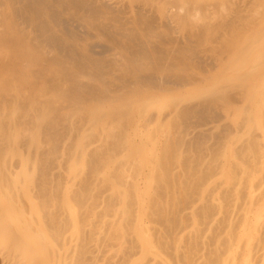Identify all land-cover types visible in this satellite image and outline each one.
<instances>
[{
    "label": "bare ground",
    "instance_id": "6f19581e",
    "mask_svg": "<svg viewBox=\"0 0 264 264\" xmlns=\"http://www.w3.org/2000/svg\"><path fill=\"white\" fill-rule=\"evenodd\" d=\"M249 32L247 41L241 42L243 34ZM257 47H261L260 51L253 57ZM263 59L264 0H0V235L7 237L2 249L5 256L1 255L10 259L21 256L17 264L86 262L77 263L71 257L72 248L75 253L80 247L77 226L72 233L69 230L68 240L67 235L66 239L63 236L66 233L62 240L61 236L57 238L56 250L50 248V236L58 229V221L56 224L53 218L43 226L25 229L20 237L11 228L22 213L33 208L23 203L29 191L11 187L9 176L27 172L22 174L24 184L37 183L39 192L58 193L65 188L66 178L40 183L53 152L68 139L84 155L89 141L103 135V130L93 125L84 130L82 123L70 124L72 105L84 106L81 121L98 125L101 108L96 105L120 103L109 108L107 114L112 121L125 118L119 121L120 131L100 139L105 150L113 146L126 151L123 161L128 164L131 160L144 164L147 136L143 133L137 144L128 139L132 133H147L146 126L151 121H171L177 136L168 149L188 151L199 161L205 154L203 149L213 152L212 146L202 148L205 142L216 145L238 136L250 122L249 113L236 129L221 124L225 110L218 103L222 99H247L245 90L253 79H258L253 84L259 81L260 86L264 85ZM258 70L259 78L253 76ZM186 87L196 90L188 96L169 98L168 105L159 110L150 109L151 98L172 95ZM127 112L130 114L124 115ZM213 129L219 131L210 138ZM21 134L27 136L26 141L18 139ZM36 160L38 166L32 163ZM69 161L73 162L74 156ZM8 163L11 168L6 170ZM95 170L90 174L97 175L94 179L99 181ZM200 179L197 177V181ZM106 207L104 217H109L108 223L111 216L128 212L114 210L118 205L113 202ZM63 208L73 215L72 208L64 202ZM101 219L94 222L92 233L99 222L107 224ZM123 221L120 219L119 229L114 224L117 229L107 225L110 231L120 230L115 238L111 231L112 240H108L110 232L105 236L107 240L104 238L107 226L97 228L96 233L104 230L99 235L88 233L87 239L92 240L89 242L95 241L92 253L97 255L92 254L94 259L91 257L88 264H98L101 258L108 260L107 254L122 259L124 252L129 256L123 254L122 264L141 262L147 254L145 232L139 224L134 229L130 219ZM72 242L75 246L70 249ZM130 242L133 246L128 250ZM126 248L127 252L123 251ZM129 251L134 255L140 251V258ZM110 258L108 263L115 260Z\"/></svg>",
    "mask_w": 264,
    "mask_h": 264
},
{
    "label": "rangeland",
    "instance_id": "374dc122",
    "mask_svg": "<svg viewBox=\"0 0 264 264\" xmlns=\"http://www.w3.org/2000/svg\"><path fill=\"white\" fill-rule=\"evenodd\" d=\"M249 35L250 32L243 34L241 42H246ZM261 47L255 48L253 57ZM260 74L258 70L253 76L259 78ZM254 80L258 79H253L245 90L247 99L236 102L222 99L218 103L225 110V119L221 124L236 129L249 113L251 114L250 122L243 126L238 136L233 135L230 139L216 145L205 142L202 148L212 146L213 152L210 154L208 148L203 149L205 154L199 161L188 151L174 152L168 149L177 136L176 130L171 127V121H151L146 126L147 133L144 131L132 133L128 139L130 143L137 144L142 139L143 133L147 136V144L142 154L144 164L138 165L132 160L128 161L130 162L128 164L123 161V157L127 156L126 151L123 152L122 149L118 150L113 146H108L109 148L105 150L106 147L102 146V139H100L108 134L116 135L120 131L119 121L125 118L112 121L107 117L109 108L118 106L120 103L108 101L103 107L97 104L96 107L101 108L98 118H101V122L98 125L88 124L85 120L81 121L83 118L81 111L83 112L84 106L72 105L68 119L70 124L82 123L84 130H90L93 125L100 132L103 130L104 136H97L90 140L84 155L75 148L73 140L68 139H65L63 145L53 152L52 161L51 163L49 161L46 168L47 173L40 183H50L60 176L66 178L65 188L58 193L39 192L37 183L24 184L22 179L25 176L22 174L25 172L10 175L11 187L16 185L19 189L29 191L28 198L24 199L23 203L26 208H33L31 212L27 211V214H24L26 211L22 213V217H19L11 228H14L19 236L25 232V229L43 226L53 218L56 224L58 221V229L50 236L52 237L50 248L56 250L54 243L57 238L61 236L59 239L62 240L64 236V239L68 240L71 236L69 232L72 230V233L77 226L81 233V241L80 244L78 243L80 247L73 253L75 247H72L75 246V242H72L69 247L72 248L71 257L74 262L77 260V263H80L82 260L83 263L86 261L85 264H88L95 248V241L91 242L92 240L89 239L91 240L89 242L86 237L88 233L99 235L104 231L96 233L100 225L102 229L103 226L106 228L107 225L112 224L120 226V219L122 221L125 219L123 222L130 219L134 229L137 227L136 224L142 226L147 241V254L139 260L141 262L138 264H264V85L261 87L259 81L253 84ZM195 90L196 87H186L172 95H158L156 99L151 98L150 109L159 110L168 105L169 98L188 96ZM150 96L151 93L147 90V97ZM16 113L19 111L17 110ZM127 114L130 113L127 112L124 115ZM218 131L217 129L210 131V138ZM18 139L26 141L27 136L21 134ZM72 156L74 161L70 162L69 159ZM98 160L105 163L100 165ZM164 161L165 165L162 163ZM32 163L34 166L39 165L37 160ZM10 164H7L6 170L11 168ZM92 169H96L99 173V181L94 179L97 175L90 174ZM27 174L26 172L25 175ZM197 177L201 179L197 181ZM14 179L18 183H15ZM74 183L75 185L72 186ZM63 202L68 208H72L73 215L64 208L61 210ZM108 202L118 205L114 210L128 209V212L111 216L108 223L109 217H104ZM102 217L107 224L105 225L104 221L99 222L100 225L97 224L99 226L97 228L95 226L96 231L92 233L91 227L94 222L100 221ZM113 228L117 229L118 226ZM114 229L111 231L114 232ZM111 231L109 228L104 238L108 236L107 232H110L109 240ZM116 231L112 233L114 238ZM101 235L100 237L104 239ZM1 236L0 264H17L21 261V256L18 258L15 256L12 259L8 256L3 257L5 253L2 249L7 242V237ZM18 236L16 235L15 238ZM84 236L88 242L83 239ZM94 236L89 238H95ZM61 240L59 242H62ZM136 245L135 242L134 248L138 246ZM130 246H133L132 243L126 246L128 250ZM123 251L127 252V248ZM132 251H129L131 255L138 254L139 257L136 256L138 257L136 259H139L141 252H136L134 255ZM1 253L4 255L2 256ZM19 253L20 250L16 251V254ZM123 254L129 256V253ZM93 255L95 256L96 252ZM107 256L110 260V257L112 260L115 258L114 264H120L124 259V256H121L122 259H119L120 256L118 259H116L117 256L108 254ZM101 259L102 261L98 260L100 262L96 260L98 264L111 262L113 264V261L108 263L107 257L106 260ZM126 259L125 261L128 260Z\"/></svg>",
    "mask_w": 264,
    "mask_h": 264
}]
</instances>
